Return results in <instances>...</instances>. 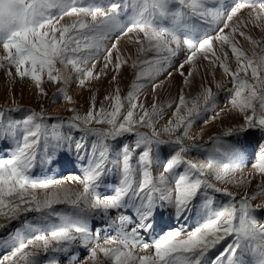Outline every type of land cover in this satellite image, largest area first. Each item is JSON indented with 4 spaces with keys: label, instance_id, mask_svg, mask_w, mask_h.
I'll return each mask as SVG.
<instances>
[{
    "label": "snow or ice",
    "instance_id": "1",
    "mask_svg": "<svg viewBox=\"0 0 264 264\" xmlns=\"http://www.w3.org/2000/svg\"><path fill=\"white\" fill-rule=\"evenodd\" d=\"M64 17L75 19L62 24ZM122 36L135 56L121 51ZM200 59L214 81L217 68L228 79L215 83L217 91L202 81L188 99ZM124 67L135 76L126 95L119 88ZM0 70L29 80L43 99L45 84L54 86L53 102L72 105L71 115L55 118L14 98L12 107L0 106V150L8 149L0 158V217L8 223L0 229L21 222L0 236V247L10 248L0 264H264V0H0ZM110 73L108 106L97 107L92 94L79 111L68 89L90 90ZM174 74L183 84L178 97L154 99L150 108L138 99L141 77H151L155 92L159 76ZM221 91L227 105L217 111ZM209 113L212 121L238 122L196 143L190 130L207 124ZM257 133L258 147L249 151ZM201 149L205 161L189 158ZM62 161L80 166L71 177L78 188L35 178L37 168ZM249 164V174L237 178ZM216 193L228 198L219 209L212 207ZM201 209L210 215L194 230L163 231L166 215L186 224Z\"/></svg>",
    "mask_w": 264,
    "mask_h": 264
},
{
    "label": "rangeland",
    "instance_id": "2",
    "mask_svg": "<svg viewBox=\"0 0 264 264\" xmlns=\"http://www.w3.org/2000/svg\"><path fill=\"white\" fill-rule=\"evenodd\" d=\"M97 2H100V0H97ZM104 2L106 3L107 0H104ZM227 2L230 3L231 0H227ZM220 3H225V0H220ZM72 19H75V18L74 17L73 18L64 17L61 20L62 21L61 23L62 24L63 23H71ZM124 19H127V17H125ZM257 32H258V34H257ZM252 34L256 39L261 38V34H260L258 29L254 30V32ZM257 35H259V36H257ZM112 42H114V37L112 39L108 40L106 42V45L108 47H110ZM239 46L244 50H249L251 45L247 41H245L243 38H241V39L239 38ZM119 47H120L121 51L124 52L125 54L131 53L133 56H135V47L129 43V40L127 37H123V36L121 37V39L119 41ZM217 47H218V45H217ZM227 51L229 52V55H231L230 49H227ZM182 59H183V55H181V57H180V60H182ZM99 60H100V66H102L103 57L102 56L99 57ZM206 63H207V61L200 59L197 61V64L194 66V70L197 72V74L195 75V78L193 81V86L190 89H185V94H186V97L188 99H192L198 94V92L200 90V84L202 81L205 82L207 84V86L212 87L213 91H217V89H215L216 88L215 83L221 82V81H226L228 79L226 77H223V74H220L222 72V69L217 68V70L215 72V81H214L213 75L211 74V72H209V73L203 72V70H205L204 65H206ZM231 63H232V66L234 68L235 67L234 59L231 61ZM146 68H147V66H145V69ZM188 70L189 69L186 66L185 72H187ZM173 71H174V69H173ZM4 73H5L4 71L0 70V77H1V79H0V81H1L0 82L1 83V85H0V106H5V107L13 106V105H11L12 104L11 101L14 98L16 100L15 101L16 104L22 106L25 109L39 110L41 105H43V107L46 109V114L49 116H52L54 118L55 117H67V116L71 115V113L68 112L67 109L69 107H72V105L67 104L63 99H60L59 101L53 102L52 95L56 91L54 86H49V85L45 84V87L48 90L49 96L47 99H43L36 94V91L34 90L35 88H34L33 84L31 82H29V80H28V83H27V80L22 81V80H19L18 78L13 80V79L9 78ZM200 73L203 75L205 74V75L201 76ZM110 76H111V73L109 74V77L106 79L102 78L99 81H93L90 85V90H89V88L81 89V88L77 87L76 85H72L68 89V94L75 101V106L79 109V111L83 112V110L84 111L87 110L92 94L97 95V107L101 106V102H103L105 107L108 106V102L104 101L103 98L105 95H107L109 92L112 91L113 87H115V85H112V83H111ZM206 76H208V77H206ZM134 79H135L134 70L131 67H124L122 69V71L120 73V77H119V88H120L122 95L127 94V92L129 91L130 86H131ZM18 82H19V84H17ZM23 82H25V84ZM152 82L153 81H152L151 77L148 75L141 77V79L138 81V83L141 85V87L137 90L138 99L141 102L145 103L149 108L152 105L154 99L157 100V102H164V101L178 97L179 91L183 87L181 77L179 75H175V74L170 79L167 77V75L159 76V78L156 80V83L159 86L157 87L155 92H153V89H152ZM11 84H13V85H11ZM22 84H24V85L22 86ZM24 86H27V87H24ZM28 86H30V87H28ZM11 87H12V89H11ZM32 87H33V90H32ZM227 87H231V84H228ZM10 89L12 91V95L10 93ZM30 90H32V91H30ZM220 98H221V100H219ZM226 105H227L226 95L223 91H221L218 95L217 111H219L220 108H225ZM168 113L171 114V112H168ZM170 114H167L159 122L160 126H163V124L167 122L168 118L171 116ZM14 115L17 117L18 116L20 117L23 115V113H21V114L16 113ZM208 117H209V122L207 124H205L203 122V120H200L199 122L195 123L193 128L190 130L191 134L193 136L197 137V140L195 141L196 143H199L200 141H201V143H203L204 141L208 140L209 136L220 133L225 127H227L231 123L238 122L237 118L232 117V116H225L222 120L217 119L215 122L212 121L210 118L211 113L208 114ZM201 136H203V140L199 139ZM259 140H260V136L258 133L255 136L249 137V144H248L249 151H254L258 147V141ZM188 143L191 144L192 141H188ZM253 147H255V148H253ZM207 148L210 149L211 145L210 144L207 145ZM7 155H8V149L7 148L0 150V158L5 157ZM207 157H208V152L204 149H201L199 151L193 150L189 154V158L193 159L196 162H203L207 159ZM157 169L159 171L161 170L160 168H157ZM244 169L247 171L245 174V176H247L249 174V172L251 171L250 164L247 165L246 167H244L243 170ZM79 172H81V168L78 164L76 165L75 163L71 164V163H68L67 161H62L60 164L53 165L50 171L47 168H43V169L37 168L35 170V178L58 179V180H61L62 182H65L64 183L65 187L75 189V188H78L79 186L77 184H74L71 182V177L74 173H79ZM116 182H118V177H114L110 181V184H114ZM241 188H245V187H241ZM229 189L230 190L232 189V191H237L240 188L237 187L236 185H234L233 188H229ZM107 191L109 194H111V188H109ZM213 199H214V204L212 205V207L219 209L223 206L224 202H227L228 198L223 196V194L216 193V194H214ZM202 202H203V193L201 194V198L197 200V204H202ZM57 207L60 209L65 208L64 205H59ZM27 215H28L29 219H32L37 214L36 213H28ZM209 215H210L209 212L201 209L199 212H194L192 214V217L189 219L190 221L188 220L186 222L187 224H185V222H184L183 225H186V228L188 230H194L197 226L202 225L206 221V219L208 218ZM261 215L264 216V214H261ZM165 219L166 218L164 217L161 221V225L163 227L164 232L169 230V228L178 227V225L176 223L177 221L175 222V220H165ZM261 222H264V220H262ZM7 223H8L7 220H5L3 217H0V224H7ZM190 223H192V224H190ZM19 227H21L20 221H12L10 227L5 228V229H0V236L7 237L10 232L14 231L16 228H19ZM158 231H159V229H158ZM160 234L162 235L163 232H160ZM103 236H104V234L102 233L101 239H103ZM7 252H10V248L0 247V257H3L4 255H6Z\"/></svg>",
    "mask_w": 264,
    "mask_h": 264
},
{
    "label": "bare ground",
    "instance_id": "3",
    "mask_svg": "<svg viewBox=\"0 0 264 264\" xmlns=\"http://www.w3.org/2000/svg\"><path fill=\"white\" fill-rule=\"evenodd\" d=\"M62 22V21H61ZM259 30V29H258ZM255 34V33H254ZM257 34H258V32H257ZM257 36H259V35H257ZM242 38V37H241ZM240 38V39H241ZM250 48H251V46H250ZM226 51H227V49H225ZM229 51V50H228ZM235 62V61H234ZM204 65V64H203ZM207 67V63H206V65H204V69ZM196 69V68H195ZM201 72V71H200ZM203 72H205V70H203ZM220 72V71H219ZM218 72V73H219ZM207 73H209V72H207ZM5 74V73H4ZM201 74V73H200ZM220 74H223V72H221ZM203 74H201V76H202ZM205 75V74H204ZM203 75V76H204ZM217 75V74H216ZM5 76V75H4ZM200 77V76H199ZM206 77H208V76H206ZM223 77H225L224 76V74H223ZM0 79H1V77H0ZM19 79V78H18ZM19 80H21V79H19ZM18 80V81H19ZM203 80V79H202ZM23 81V80H22ZM26 81V80H25ZM210 81V80H209ZM1 82V81H0ZM21 82V81H20ZM30 82V81H29ZM156 82V81H155ZM16 83V82H15ZM24 84H25V82H23ZM27 83H28V80H27ZM202 83V82H201ZM10 84V83H9ZM17 84H19V82L17 83ZM21 84V83H20ZM24 84H22V86L24 85ZM0 85H1V83H0ZM11 85H13V84H11ZM10 85V86H11ZM201 85V84H200ZM209 85V84H208ZM8 86V85H7ZM18 86V85H17ZM5 87V86H4ZM9 87V86H8ZM24 87H27V86H24ZM28 87H30V86H28ZM2 88V87H1ZM11 89H12V87H11ZM11 89H10V93H11V95H12V91H11ZM30 89V88H29ZM216 89V88H215ZM21 90V89H20ZM32 90H33V87H32ZM32 90H30V91H32ZM35 90V89H34ZM9 91V90H8ZM7 91V92H8ZM34 93V92H33ZM10 95V96H11ZM227 98V97H226ZM12 99V98H11ZM13 100V99H12ZM219 100H221V98L219 99ZM16 101V100H15ZM12 102V101H11ZM77 102V101H76ZM2 103V102H1ZM12 105V104H11ZM8 107V106H7ZM10 107H12V106H10ZM70 108V107H69ZM79 110V109H78ZM83 112H84V110H83ZM16 114V113H15ZM21 114V113H20ZM168 114H170V113H168ZM57 115V114H56ZM171 115V114H170ZM19 117V116H18ZM216 121V120H215ZM214 121V122H215ZM210 130V129H209ZM197 132V131H196ZM203 133V132H202ZM199 135V134H198ZM203 137V136H202ZM205 138V137H204ZM199 143H201V141L199 142ZM253 148H255V147H253ZM200 160V159H199ZM248 170V169H247ZM246 170L244 169V170H242L241 172H239L238 174H237V178H239L240 176H245V174H246ZM159 173V170L158 169H156V174H158ZM65 177V176H64ZM65 179V178H64ZM66 181V180H65ZM258 181H254L253 182V184L251 185V188H254L255 187V184L257 183ZM234 185L235 184H229L228 185V187L229 188H233L234 187ZM240 189H238L237 191L238 192H240V193H243L245 190H246V188H241V187H239ZM232 190V189H231ZM165 220H175L174 218H169L167 215L165 216ZM190 221V220H189ZM175 222H176V220H175ZM177 223V225H178V227H182V226H184V227H186V225H183V221H177L176 222ZM168 224V223H167ZM187 224V223H186ZM190 224H192V223H190ZM166 225V224H165ZM196 225V224H195ZM192 226V225H191ZM8 253V252H7Z\"/></svg>",
    "mask_w": 264,
    "mask_h": 264
}]
</instances>
